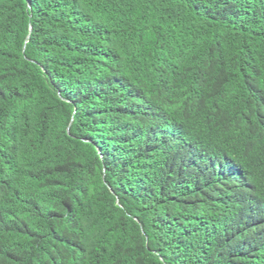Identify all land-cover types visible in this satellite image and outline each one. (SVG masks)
I'll return each instance as SVG.
<instances>
[{"label":"trees","instance_id":"1","mask_svg":"<svg viewBox=\"0 0 264 264\" xmlns=\"http://www.w3.org/2000/svg\"><path fill=\"white\" fill-rule=\"evenodd\" d=\"M0 264H264V0H0Z\"/></svg>","mask_w":264,"mask_h":264}]
</instances>
